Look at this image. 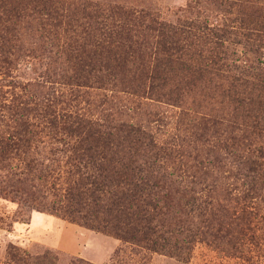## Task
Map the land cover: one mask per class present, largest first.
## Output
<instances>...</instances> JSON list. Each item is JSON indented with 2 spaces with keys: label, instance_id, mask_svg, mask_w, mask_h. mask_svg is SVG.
Segmentation results:
<instances>
[{
  "label": "rangeland",
  "instance_id": "1",
  "mask_svg": "<svg viewBox=\"0 0 264 264\" xmlns=\"http://www.w3.org/2000/svg\"><path fill=\"white\" fill-rule=\"evenodd\" d=\"M73 1L86 5L77 4L84 10L59 30L63 48L41 47L25 21L7 28L0 19V264H264V179L259 172L245 177L250 160L264 163V97L243 107L257 122L243 121L234 92L252 91L238 84L237 71L198 73L201 43L186 35L178 42L184 55L174 57L170 72L159 69L167 57L158 22L223 25L227 0ZM258 6L230 18H263ZM109 34L113 40L104 41ZM259 44L255 55L237 47V65L251 60L264 69V38ZM182 63L192 69H178ZM160 77L174 85L153 90L151 78ZM67 113L100 122L110 115L116 133L126 123L155 137L161 168L153 173L175 179L157 189L156 200L165 237L185 241L180 257L62 215L76 179L57 151L76 140L61 130ZM116 138L122 147L141 144L124 132Z\"/></svg>",
  "mask_w": 264,
  "mask_h": 264
},
{
  "label": "trees",
  "instance_id": "2",
  "mask_svg": "<svg viewBox=\"0 0 264 264\" xmlns=\"http://www.w3.org/2000/svg\"><path fill=\"white\" fill-rule=\"evenodd\" d=\"M257 3H259L258 7L264 10V0L221 1L230 17L240 14L245 5L254 8ZM77 4L85 6L86 2L0 0L1 26L8 28L11 22L18 25L21 21H25L26 28H32L35 31L34 34L37 36L38 43L42 45L41 47L63 48L60 44L62 34L59 30L63 28L64 22L68 24L84 10ZM230 17L223 25L213 26L194 21L179 25L158 22L159 30L165 37V40L163 37L162 50L167 57L164 67L160 66L159 69L161 73L170 72L175 63L174 57L184 55L185 50L178 43L180 36L186 35L187 41L190 38L195 39L196 42L201 43L202 47L198 55L202 66L198 69V73L237 71L239 75L234 76L235 80L238 84L240 82H243V85L247 84L244 91L249 88L252 91V97L244 96L245 92L242 90L240 93L234 92L235 99L233 100L238 102L242 108L250 110L264 97L262 96L264 69L259 63L256 64V61L248 64L251 60H248L244 66L237 65L239 61L237 47L242 48V54L255 55L258 53L257 48L264 38V17L247 19ZM62 32L66 33L64 29ZM110 32L116 34L113 31ZM113 36V34L105 36L104 41L113 40ZM101 44L98 41L96 48H99ZM114 66L119 68L120 64ZM157 69L155 68L154 71ZM178 69L189 71L192 66L182 63ZM245 77L252 78L256 82L245 81L247 79ZM170 79L151 78L152 89L164 92L167 85H174ZM257 80L261 84L257 83ZM172 94L174 95L171 90L167 95H171L172 98ZM176 99H179L178 91ZM255 115L257 114L253 110L246 113L244 109L243 121L257 122L258 116ZM51 117V122L58 120L56 115ZM101 117L105 119V122L94 121L83 115L72 113L62 116L61 130L63 129L68 136L76 138L75 142L67 144L65 150L57 149L58 152L67 155L66 164L71 167L70 172L74 171L76 175L73 184H69L66 190L64 206L60 208L62 215L73 222L84 223L90 228L121 240L144 244L151 250L168 251L171 255L180 257L185 241L179 239L172 243L165 237L168 232L165 231L164 213L159 201L156 200L157 189L161 186L171 188L175 185V179L169 175L158 177L153 173L159 172L158 169L161 168L157 162L160 159L158 156L160 149H157L155 137L143 130L141 126L126 123L117 128L116 133L112 130L114 126L109 124L110 115ZM120 132L128 133V136L132 134L141 144L137 145L134 141H130L129 145L122 147L116 143V137ZM27 133L31 131L28 129L25 134ZM113 136L116 138L114 141L111 140ZM248 166L249 174L245 176L247 179L250 178L251 173L258 172L264 179V163L260 164L257 160H250ZM251 183L255 188L259 183L258 178L252 179ZM246 211L248 210H244L243 213ZM173 231L181 236L184 233H178L177 229Z\"/></svg>",
  "mask_w": 264,
  "mask_h": 264
}]
</instances>
